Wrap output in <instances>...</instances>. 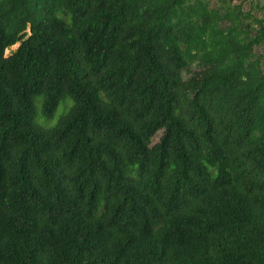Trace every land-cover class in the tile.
I'll return each instance as SVG.
<instances>
[{"label":"trees","instance_id":"1","mask_svg":"<svg viewBox=\"0 0 264 264\" xmlns=\"http://www.w3.org/2000/svg\"><path fill=\"white\" fill-rule=\"evenodd\" d=\"M0 264H264V0H0Z\"/></svg>","mask_w":264,"mask_h":264},{"label":"rangeland","instance_id":"2","mask_svg":"<svg viewBox=\"0 0 264 264\" xmlns=\"http://www.w3.org/2000/svg\"><path fill=\"white\" fill-rule=\"evenodd\" d=\"M18 45H19V43L15 44L14 46H12V48L8 49V50L6 51V53H7V54H10V53L12 52V50H15V49L18 47ZM67 102H68V103H71V99H68ZM40 105H41V100L39 99V100H37V107H38L39 109H40ZM64 107H65V102H62V103L60 104L58 110H57L56 113H55L54 121H56V120L59 118V116H60L61 113L63 112ZM161 134H162V131H160V132H158V133L156 134V136L154 137V142H157V141L159 140Z\"/></svg>","mask_w":264,"mask_h":264}]
</instances>
